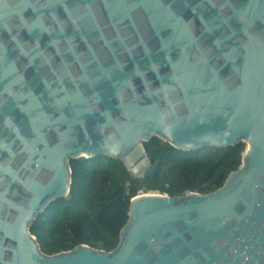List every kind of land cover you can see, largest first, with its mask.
I'll return each mask as SVG.
<instances>
[{"label": "water", "instance_id": "water-1", "mask_svg": "<svg viewBox=\"0 0 264 264\" xmlns=\"http://www.w3.org/2000/svg\"><path fill=\"white\" fill-rule=\"evenodd\" d=\"M244 143L209 194L131 200L117 247L42 252L71 160ZM0 264H264V0H0Z\"/></svg>", "mask_w": 264, "mask_h": 264}, {"label": "trees", "instance_id": "trees-1", "mask_svg": "<svg viewBox=\"0 0 264 264\" xmlns=\"http://www.w3.org/2000/svg\"><path fill=\"white\" fill-rule=\"evenodd\" d=\"M145 147L154 171L143 182L131 177L121 160L104 155L71 160L70 194L53 202L30 229L43 253L55 255L79 245L112 251L140 190L171 197L215 192L242 165L247 148L241 143L182 151L159 138Z\"/></svg>", "mask_w": 264, "mask_h": 264}, {"label": "built area", "instance_id": "built-area-1", "mask_svg": "<svg viewBox=\"0 0 264 264\" xmlns=\"http://www.w3.org/2000/svg\"><path fill=\"white\" fill-rule=\"evenodd\" d=\"M146 194H160L157 191H149V192H144L143 190H140L137 194V196H141V195H146ZM163 195H167V194H163Z\"/></svg>", "mask_w": 264, "mask_h": 264}]
</instances>
